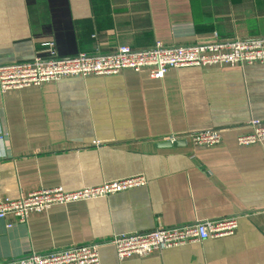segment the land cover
Here are the masks:
<instances>
[{
	"label": "crops",
	"instance_id": "crops-1",
	"mask_svg": "<svg viewBox=\"0 0 264 264\" xmlns=\"http://www.w3.org/2000/svg\"><path fill=\"white\" fill-rule=\"evenodd\" d=\"M264 37V0H0V64L60 55ZM264 63L64 77L0 91V198L143 176L144 185L0 219V263L98 242L101 264H264ZM219 129L213 146L190 133ZM177 140L170 142L171 136ZM238 217L229 236L119 259L111 239Z\"/></svg>",
	"mask_w": 264,
	"mask_h": 264
},
{
	"label": "built area",
	"instance_id": "built-area-1",
	"mask_svg": "<svg viewBox=\"0 0 264 264\" xmlns=\"http://www.w3.org/2000/svg\"><path fill=\"white\" fill-rule=\"evenodd\" d=\"M264 63V37L214 39L206 43L172 44L157 41L147 48L124 44L108 52H81L73 56L59 54L54 42H45L31 60L0 64V91L38 86L64 77L114 75L124 69H146L153 78L165 76L173 68L221 64ZM249 130L237 137L240 145L264 142V120L248 121ZM194 145L213 146L222 140L219 129L190 133ZM3 135L0 134V141ZM177 140L174 135L170 142ZM143 176L106 182L102 185L66 191L62 187L43 188L19 199L0 198V219L9 216L26 221L32 213H40L54 205L68 204L104 197L130 187L144 185ZM264 216V211H263ZM238 228V217L205 220L190 225L160 227L147 232L116 235L111 239L119 259L147 256L155 251L172 248L208 238L232 235ZM0 264H101L99 243L33 253Z\"/></svg>",
	"mask_w": 264,
	"mask_h": 264
}]
</instances>
